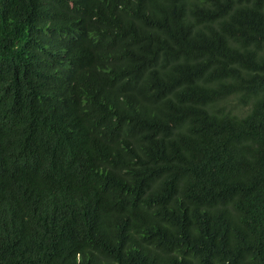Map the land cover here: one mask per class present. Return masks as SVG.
<instances>
[{"label": "trees", "instance_id": "16d2710c", "mask_svg": "<svg viewBox=\"0 0 264 264\" xmlns=\"http://www.w3.org/2000/svg\"><path fill=\"white\" fill-rule=\"evenodd\" d=\"M0 264H264V0H0Z\"/></svg>", "mask_w": 264, "mask_h": 264}]
</instances>
